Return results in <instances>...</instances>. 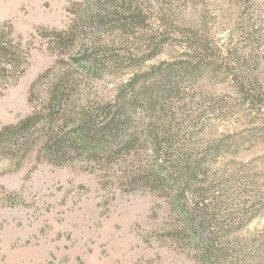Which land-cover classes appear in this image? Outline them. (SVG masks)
Returning <instances> with one entry per match:
<instances>
[{
  "label": "rangeland",
  "instance_id": "1",
  "mask_svg": "<svg viewBox=\"0 0 264 264\" xmlns=\"http://www.w3.org/2000/svg\"><path fill=\"white\" fill-rule=\"evenodd\" d=\"M89 1L0 0V26L7 24L14 36L38 26L65 28L69 7ZM150 1V20L165 14L173 24L165 33L169 40L144 65L180 60L189 51L187 28L209 29L224 62L238 75L264 82V0H253L248 10L244 0ZM141 25L132 24V36L123 41L151 54L152 32L147 22ZM54 60L38 41L18 81L0 95V125L30 111L29 87ZM132 71L109 74L86 90L96 100H110ZM231 79L227 72L187 84L172 102L182 118L199 119L200 142L241 138L240 151L219 157L207 173L206 200L215 203L203 216L210 224L204 233L227 254L248 253L247 258L228 255L233 264H252L255 248L264 242V134L256 128L264 125V107L238 92ZM100 180L78 167L38 163L36 147L18 159L0 157V264H205L189 246L158 235L168 224L164 207L154 208L151 194L121 192ZM185 196L190 206L200 200L191 190Z\"/></svg>",
  "mask_w": 264,
  "mask_h": 264
},
{
  "label": "trees",
  "instance_id": "2",
  "mask_svg": "<svg viewBox=\"0 0 264 264\" xmlns=\"http://www.w3.org/2000/svg\"><path fill=\"white\" fill-rule=\"evenodd\" d=\"M149 2L73 3L67 27L38 26L28 35L14 36L7 24L0 26V95L18 81L38 41L55 56L29 87L30 111L0 125V157L18 159L36 147L38 163L94 172L101 184L115 185L121 192H147L155 198L154 208L164 207L168 227L158 235L189 246L205 264H233L230 256L247 258L248 253L227 254L218 249L217 239L204 233L210 224L203 216L215 203L206 200L209 191L204 186L212 162L237 154L241 138L224 135L200 142L199 119L182 118L172 101L187 84L229 72L238 92L264 107V82L243 72L238 75L224 62L209 29L187 28L189 51L180 60L144 65L169 40L165 33L173 24L165 14L159 21L150 20ZM252 2L244 0V10ZM145 22L153 35L151 54L123 41L132 36V24L141 27ZM126 69H133L132 75L112 99L96 100L86 90L90 82ZM256 128L264 134V125ZM188 190L199 195L193 206L186 202ZM253 255L252 264H264V242Z\"/></svg>",
  "mask_w": 264,
  "mask_h": 264
}]
</instances>
